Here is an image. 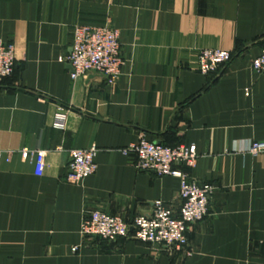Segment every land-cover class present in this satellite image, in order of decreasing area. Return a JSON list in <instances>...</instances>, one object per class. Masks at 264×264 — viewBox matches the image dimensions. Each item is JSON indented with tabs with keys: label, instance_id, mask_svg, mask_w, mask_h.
<instances>
[{
	"label": "crops",
	"instance_id": "obj_1",
	"mask_svg": "<svg viewBox=\"0 0 264 264\" xmlns=\"http://www.w3.org/2000/svg\"><path fill=\"white\" fill-rule=\"evenodd\" d=\"M107 23L122 74L73 80L74 27ZM0 39L17 59L0 85V264H264V153L248 152L264 141V74L251 69L264 0H0ZM203 50L234 58L204 75ZM141 138L196 145L195 168L177 170L213 188L182 251L81 234L92 211L130 222L158 201L178 209L179 179L140 172L123 154ZM92 146L98 170L74 185L70 153ZM23 150L45 154L42 176Z\"/></svg>",
	"mask_w": 264,
	"mask_h": 264
},
{
	"label": "built area",
	"instance_id": "obj_2",
	"mask_svg": "<svg viewBox=\"0 0 264 264\" xmlns=\"http://www.w3.org/2000/svg\"><path fill=\"white\" fill-rule=\"evenodd\" d=\"M72 51L65 61L71 68V78L78 80L89 74H100L113 80L122 74L124 60L118 31L109 23L104 25L77 24L73 29ZM231 52L222 50H203L198 55V71L204 75L218 72L233 60ZM17 64L15 46L0 39V85L11 78ZM254 74H264V50L251 62ZM63 116L57 119L62 127ZM99 149H77L70 153L69 181L80 184L93 176L98 170L96 157ZM125 156L136 158L135 166L140 172L154 173L159 177L172 176L179 179V207L177 210L158 201L154 204L152 215L138 216L127 221L120 216H112L101 211L89 212L81 226L85 238H100L116 241L119 238H133L169 251H182L188 246L189 226L204 220L210 210L213 194L212 186H204L191 178L187 172L177 167L194 169L199 157L196 145L169 147L141 138L122 150ZM248 152L254 156L264 153V141L252 142ZM4 152L0 151V162ZM34 160L36 175L44 172L45 154L22 151V160ZM10 160V159H8ZM77 248H75V251Z\"/></svg>",
	"mask_w": 264,
	"mask_h": 264
}]
</instances>
